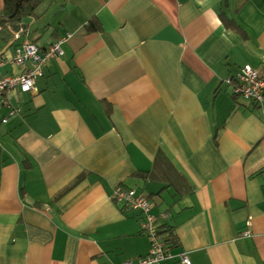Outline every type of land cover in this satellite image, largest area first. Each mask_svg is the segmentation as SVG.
I'll use <instances>...</instances> for the list:
<instances>
[{"label": "crops", "instance_id": "obj_1", "mask_svg": "<svg viewBox=\"0 0 264 264\" xmlns=\"http://www.w3.org/2000/svg\"><path fill=\"white\" fill-rule=\"evenodd\" d=\"M45 14L0 41L1 74L18 76L15 46L69 37L31 92L0 98V264L147 256L116 188L168 214L169 252L190 264H264V114L227 84L243 66L264 79V0H55Z\"/></svg>", "mask_w": 264, "mask_h": 264}, {"label": "built area", "instance_id": "obj_2", "mask_svg": "<svg viewBox=\"0 0 264 264\" xmlns=\"http://www.w3.org/2000/svg\"><path fill=\"white\" fill-rule=\"evenodd\" d=\"M68 39V36H64L43 51L30 43L15 47L8 63L18 67L30 65V69L18 76L6 77L0 75V98L7 97L9 92L14 89H18L23 94L31 92L36 79L42 76V69L46 62L55 61L62 57L61 45ZM227 84L232 87L233 96L251 102L256 107H259L261 113L264 114V79L255 70L250 66H243L237 71L233 79L227 81ZM16 112L13 111L12 114ZM6 122L7 120L4 118L0 120L3 125ZM111 200L121 204L120 210L123 215H130L133 212H141L143 214L144 219L141 222V230L150 241V250L147 256L139 259L136 263L125 264H162L171 260H177L180 264H190L185 254L173 255L167 250L163 244L162 237L157 234L154 226V217L150 214V203L144 195L137 194L131 189L122 190L116 188L111 194ZM242 237H249V232H243Z\"/></svg>", "mask_w": 264, "mask_h": 264}, {"label": "trees", "instance_id": "obj_3", "mask_svg": "<svg viewBox=\"0 0 264 264\" xmlns=\"http://www.w3.org/2000/svg\"><path fill=\"white\" fill-rule=\"evenodd\" d=\"M54 2L55 0H4L3 6L0 10V41H13V37L24 33L26 25L23 22L26 19L37 20L41 18L47 12L49 6ZM60 38H58L57 40H59ZM146 177L147 175H143V179H146ZM79 181L80 178L71 183L67 188L63 190L62 195L69 191L71 188L75 187V185ZM135 192L137 194L144 195L146 200L150 203L148 196L137 191ZM118 205L121 208V204ZM151 207L152 205L150 204V214L154 217V226L157 230V234L162 237L163 244L169 251L177 245L175 230L166 223L168 214L161 213L159 215H154L152 213ZM130 216H134L135 218H137L140 231L142 233L141 222L144 219L143 214L141 212H133L130 214ZM142 234L144 235V233ZM144 236L148 239L146 235Z\"/></svg>", "mask_w": 264, "mask_h": 264}, {"label": "rangeland", "instance_id": "obj_4", "mask_svg": "<svg viewBox=\"0 0 264 264\" xmlns=\"http://www.w3.org/2000/svg\"><path fill=\"white\" fill-rule=\"evenodd\" d=\"M46 15V14H45ZM45 15H44V17H45ZM38 21V20H37ZM42 23V22H41ZM41 23H40V25H41ZM34 45H36V44H34ZM37 46V45H36ZM38 47V46H37ZM43 51V50H42ZM6 60V58L5 57H2L1 58V64H0V66L2 67L3 66V62ZM43 70V69H42ZM0 75L2 76V74H1V72H0ZM4 76V75H3ZM6 77H10V76H6ZM10 93V92H9Z\"/></svg>", "mask_w": 264, "mask_h": 264}]
</instances>
